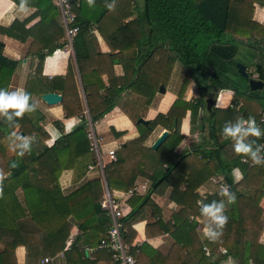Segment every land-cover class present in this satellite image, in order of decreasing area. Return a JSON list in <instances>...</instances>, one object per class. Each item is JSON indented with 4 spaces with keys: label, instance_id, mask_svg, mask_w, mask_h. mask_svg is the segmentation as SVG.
Returning a JSON list of instances; mask_svg holds the SVG:
<instances>
[{
    "label": "trees",
    "instance_id": "obj_1",
    "mask_svg": "<svg viewBox=\"0 0 264 264\" xmlns=\"http://www.w3.org/2000/svg\"><path fill=\"white\" fill-rule=\"evenodd\" d=\"M36 2L41 27L49 26L54 15L49 19L47 9L53 7L45 6L47 0ZM256 3L264 5V0H142V7L139 0L74 2L75 26L80 32L73 45L84 76L83 89L90 118L85 117L71 64L64 79L54 78L50 82L49 91L64 96L62 106L67 119L82 118L73 132L63 135L52 147L44 144L50 137L40 126L43 116L32 103L34 93L27 88L29 83L26 86L28 104L33 110L26 111L21 117L12 115L11 110L4 113L0 121V245L3 247L0 264H18L15 255L18 247L25 248V264H41L45 258L61 253L68 260L71 253L85 257L83 248L99 247L109 227V219L100 206L105 191L101 177L86 181L66 194L61 185L62 175L73 171L81 180L89 165L97 163L87 137L89 119L93 123L103 119L116 107L123 93L142 96L145 105L149 106L160 86L168 87L177 63L186 73L176 101L167 114H158L148 125L137 124L139 119H134L140 137L122 146L117 151V161L106 165L107 185L112 191L128 192L135 187L139 177L151 182V192L171 183L174 193L185 185V199L192 204L185 201L182 211L174 217L175 227L171 229L181 235L180 238L175 236L177 246L174 251L182 250L192 257L198 255L199 264H219L227 258H232L236 264H264V245L260 244L264 232L260 207L264 198V162L254 164L250 156L235 153V139L223 136L221 131L225 123L234 125L248 117L258 119L264 114V91L251 92L249 88L252 78L264 82V24L252 19ZM53 11L55 17L60 15L56 7ZM19 27L24 29L25 23L15 22L9 29L1 28V31L24 41L25 38L15 35ZM92 27H97L112 52H118L103 56L109 59L112 68V73L108 74V87L102 81L104 65L84 62L90 58L87 49ZM62 36L59 30L57 40ZM81 46L86 50L85 54L79 50ZM49 48L48 54L52 55L59 46ZM2 50L0 45V87L7 91L8 78L17 63L3 57ZM44 59L45 55H39L36 74H41ZM115 59L123 67V75L116 78L113 73ZM237 63L247 67L248 79L238 74ZM5 79L7 81L3 83ZM69 80L72 81L70 87ZM192 81L202 97L218 95L223 90L232 91V105L208 112L205 99L186 100ZM57 82L61 86H57ZM102 91L106 95H101ZM229 95V92L218 95L222 106L227 104ZM170 100L168 97V103ZM31 113H36V117H30ZM188 113L192 133L199 129L202 143L190 153L177 154L176 150L185 139L181 125ZM159 127L168 130L170 136L158 150L147 148L146 142ZM259 128L260 136L249 135L242 141L250 144L256 153L257 146L264 144V126ZM115 136H123V133L115 131ZM243 158L253 165L243 163ZM236 169L242 174L239 182L235 181ZM218 175L230 185L229 193L235 195L234 202L229 203L227 196L221 198L217 194L207 199L197 195L201 186ZM161 179L163 181L156 186ZM150 195L139 207L147 204ZM243 196L252 198L255 205L245 209ZM199 201L203 206L221 202L230 204L229 210L224 212L227 222L222 229L216 225L212 231L220 234L203 243L195 224V218L205 216L201 211L203 206L197 205ZM136 210L134 207L122 220L125 240L127 233L132 239L135 236L132 226ZM74 227L79 229L80 236L76 248L68 252L66 243L57 234ZM205 248L211 250V257H205ZM220 248L226 253L220 254ZM148 249L150 246L145 243L136 254L142 264H149L146 260ZM213 255L217 256L214 261Z\"/></svg>",
    "mask_w": 264,
    "mask_h": 264
},
{
    "label": "crops",
    "instance_id": "obj_2",
    "mask_svg": "<svg viewBox=\"0 0 264 264\" xmlns=\"http://www.w3.org/2000/svg\"><path fill=\"white\" fill-rule=\"evenodd\" d=\"M36 1L37 0H27L26 2H23L22 0H0V45L3 46V57L17 63L11 77L8 78L9 86L7 91L9 93L17 91L27 93L26 86L27 83H29L27 88L34 93L32 96V103L37 111L43 116L40 126L45 129L50 137L44 144L48 147H52L63 135L73 132L82 121L81 117L67 119L65 117L62 102L56 105H48L42 99L44 94L52 93L49 91V88L50 82L54 78L64 79L67 76L70 64L73 67L74 82L77 83V90L82 100L85 117L87 116L90 118V115L86 94L83 89L84 76L81 74L79 68L74 45L68 47V45L65 44L66 31L62 25L61 16L58 14L55 17L53 11L55 5L53 0H47L48 2H45V6L51 5L53 7L47 9L49 19L54 15L53 22L50 23L49 26L44 25L41 27V16L38 13ZM139 3L141 5L142 0H139ZM252 19L256 23L261 25L264 24L263 4H255ZM15 22L25 23L24 29L19 27V30L15 32L16 36L25 38L24 41L20 38V40H18L2 34L1 28L9 29ZM59 30L62 32L63 36L57 40ZM89 38L87 50L90 54V58L88 61L85 60L84 62L89 65H92L94 62L102 63L104 65L105 74L102 77V81L104 85L108 87V74L112 73V68L109 59L103 56H113L118 52H112L109 49L97 27H92L90 29ZM55 45H58L59 49L52 55L48 54L49 47ZM79 50L83 54L86 53V50L84 47L82 48V46ZM39 55H45V59L41 74H36L39 64ZM252 70H254V68ZM113 73L115 78L116 76L123 75V67L116 59L113 62ZM175 77L178 78V75ZM2 81L3 83H6L7 79ZM69 81L68 86L70 87L72 81ZM57 86H61V84L57 82ZM221 92L230 93V98L224 106L217 105L218 95H220ZM221 92L216 97V108L227 109L232 105L234 93L230 90H223ZM59 95L63 96L61 93H59ZM101 95H106V92L102 91ZM170 96L172 97V101L168 106L162 107L165 100ZM144 99L145 98L137 94L123 93L116 103V107L103 119L94 123L95 129L98 130L99 135L103 139L102 143L105 149H116L118 151L126 143L138 139L140 134L137 129L136 120L134 119L153 121L158 114H167L177 99V93L166 88V93L158 92L149 106L145 105ZM186 100L189 101V99ZM3 116L4 113H0V121ZM30 117L35 118L36 113H31ZM189 117L190 113L187 114L181 125V133L185 136V139L176 150L177 154L190 153L198 146L194 145V133H192ZM165 130L166 129L162 127L157 128L150 139L146 142L145 146L151 148L154 142ZM115 131L116 133H123V136H115ZM23 141L27 142V139H24ZM236 171L239 170L236 169ZM239 173L242 179V174L240 171ZM99 174L98 170L87 171L86 175L79 180L76 178L73 171L65 172L61 178L62 189L66 194L71 193L84 182L100 177ZM222 179L224 178L221 175L213 177L196 191L197 195L202 199H207L208 197L213 196L219 189L218 181H221ZM240 180L237 181L239 182ZM175 182L178 183V181ZM144 184L147 185V189L140 187L139 190L131 196L128 202L131 210L130 212H132L134 207L137 208L135 223L132 226L135 236L132 239L127 233L125 240V242L131 247V255L136 259V254L139 253L142 246L147 243L150 246L146 257L149 264H199L200 259L198 255L192 257L188 252H182V250L174 251L177 246L175 236H178V234L171 229L172 227H175L174 217L182 211L185 201L192 204V201L185 199L184 194L186 186L182 185L178 191L173 193V184L170 183V186H160L156 191L151 192V182L145 178L139 177L136 181L135 187ZM148 195H150V199L147 204L139 207L141 202H143L142 200ZM224 205L225 212L226 210H229L230 204L224 202ZM254 205L255 201L252 198L249 196H243V207L245 209H249ZM260 207L263 210L261 221L264 223V198L262 199ZM195 224L197 226L196 231L202 243L205 242L206 239H209L204 233L206 231L212 232L216 226V223L213 222L211 217L206 215L204 217L195 218ZM78 236H80V232L77 227H74L71 231L61 230L57 234V237L66 243V251L68 252L76 248ZM180 236L177 238H180ZM260 244L264 245V232L260 238ZM83 249L85 250V257H82L77 253H71V257L68 260L64 253H61L55 257H47L51 259L49 262H45V258L41 264H113L110 252L99 249V247H86ZM2 250L3 247L0 245V252H2ZM208 251L209 254H206L205 257H211L212 252L210 249H208ZM219 253L225 254L226 250L220 248ZM15 255L18 264H25V248L18 247ZM216 258L217 256L213 255L212 261ZM137 262L138 264H142L139 260H137ZM219 264L236 263L232 258H227L221 260Z\"/></svg>",
    "mask_w": 264,
    "mask_h": 264
},
{
    "label": "built area",
    "instance_id": "obj_3",
    "mask_svg": "<svg viewBox=\"0 0 264 264\" xmlns=\"http://www.w3.org/2000/svg\"><path fill=\"white\" fill-rule=\"evenodd\" d=\"M55 7L58 9L62 24L66 31V43L68 47H72L75 38L80 32V28L75 26L77 16L74 12V2L73 0H53ZM257 127L264 126V114L258 118L254 119ZM247 121V120H244ZM247 126V123L244 124ZM87 137L90 142L91 151L94 153L97 163L96 165H89L88 171L98 170L99 175L103 181L104 185V196L100 202V206L103 212H105L107 218L109 219V227L107 230V235L104 237L99 244V249H105L109 251L112 255L113 264H138L137 260L131 255V247L125 242L124 239V223L122 220L128 216L130 213L129 199L133 196L139 188L147 189V185L136 186L128 192H116L110 190L107 185L105 176V167L109 163L117 161V150L107 149L103 152V139L97 133L94 123L89 119ZM257 156L262 162H264V144L257 146ZM243 163L253 165L249 163L247 159H242ZM235 181L241 179L239 171H234ZM219 189L217 191V196L223 198L225 188L229 192L230 185L227 184L224 179L218 181ZM201 207L203 206L202 201L198 203ZM206 254L209 251L205 248ZM51 259L46 258L44 261L49 262Z\"/></svg>",
    "mask_w": 264,
    "mask_h": 264
},
{
    "label": "clouds",
    "instance_id": "obj_4",
    "mask_svg": "<svg viewBox=\"0 0 264 264\" xmlns=\"http://www.w3.org/2000/svg\"><path fill=\"white\" fill-rule=\"evenodd\" d=\"M111 7V6H109ZM29 94L23 91H17L9 93L4 89H0V113H7L9 110L12 111V115L21 117L26 111H32L33 106L28 104ZM247 123V127L244 124ZM222 135L227 138H234L235 143L233 144V150L237 154H243L246 157H251V161L254 164H261L262 161L257 156L256 151H253L250 144L243 143V138L246 136H260L261 130L256 126L255 120L252 117H248L247 121L240 120L234 125L225 123L222 127ZM227 196L229 203L234 202L235 195L229 193L225 188L223 193ZM199 203V202H198ZM225 205L223 202L211 205H205L201 209L202 213L208 217H211L213 222L216 223L218 228L223 227L227 222L228 217L224 214ZM220 233L206 231L204 235L210 239H215Z\"/></svg>",
    "mask_w": 264,
    "mask_h": 264
},
{
    "label": "water",
    "instance_id": "obj_5",
    "mask_svg": "<svg viewBox=\"0 0 264 264\" xmlns=\"http://www.w3.org/2000/svg\"><path fill=\"white\" fill-rule=\"evenodd\" d=\"M76 0H73V2H75ZM176 56V55H174ZM236 68L238 71V74L241 75L243 78L248 79L249 74L247 71V67L242 64V63H237L236 64ZM249 88L251 92H257V91H263L264 90V82L260 81V80H256L254 78L249 80ZM160 93H166V88L164 87V85L160 86L159 89ZM43 101H45L48 105H56L59 104L63 101V96L57 94V93H47L44 94L42 96ZM206 106H207V111L208 112H212L213 108H216V99H208L206 101ZM176 123L174 124V129H176ZM137 124H143V125H148L149 121H146L145 119H139L137 121ZM170 136V132L168 130H165L160 137H158V139L154 142V144L152 145V149L153 150H158L162 144L167 140V138ZM24 137V135H22V138ZM163 181V179H161L160 181H158V183L156 184V186H158L161 182Z\"/></svg>",
    "mask_w": 264,
    "mask_h": 264
},
{
    "label": "rangeland",
    "instance_id": "obj_6",
    "mask_svg": "<svg viewBox=\"0 0 264 264\" xmlns=\"http://www.w3.org/2000/svg\"><path fill=\"white\" fill-rule=\"evenodd\" d=\"M176 66H177L175 68L176 70H174L175 72H173L172 78H171V80H170V82L168 84V87H167V89H169V90H171L172 92H175V93H177L179 91L180 86L182 84V79H183V77L185 76V73H186L185 72L186 70L184 69V67L180 63H177ZM177 75H178V78L175 77ZM263 91H261V92H263ZM216 97H217V94L216 93L207 94L205 97H202L201 93L197 89L196 84L193 81L190 82V84L188 86V90H187L186 95H185V98L186 99H189V101L190 100L191 101H194V100L196 101V100H200V99H205V100H208V99H216ZM171 101H172V97H171L170 102ZM166 103H167V105H166ZM169 103H168V101L166 99L165 100V103L163 104L162 107L168 106ZM217 105L218 106H222V102H219V97H218V100H217ZM189 121H190V125H191V117H189ZM96 131L98 133V130H96ZM195 132L196 133H194V135H193L194 145H199L200 143H202V136L200 135V130L199 129H196ZM106 137H108V136H106ZM107 149H105L103 147V152H105Z\"/></svg>",
    "mask_w": 264,
    "mask_h": 264
},
{
    "label": "flooded vegetation",
    "instance_id": "obj_7",
    "mask_svg": "<svg viewBox=\"0 0 264 264\" xmlns=\"http://www.w3.org/2000/svg\"><path fill=\"white\" fill-rule=\"evenodd\" d=\"M207 101V100H206Z\"/></svg>",
    "mask_w": 264,
    "mask_h": 264
}]
</instances>
